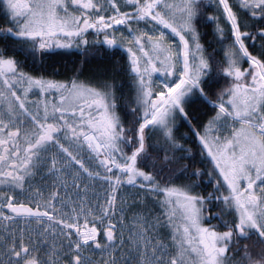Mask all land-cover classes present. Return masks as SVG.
<instances>
[{
	"label": "snow or ice",
	"instance_id": "obj_1",
	"mask_svg": "<svg viewBox=\"0 0 264 264\" xmlns=\"http://www.w3.org/2000/svg\"><path fill=\"white\" fill-rule=\"evenodd\" d=\"M0 264H264V0H0Z\"/></svg>",
	"mask_w": 264,
	"mask_h": 264
}]
</instances>
